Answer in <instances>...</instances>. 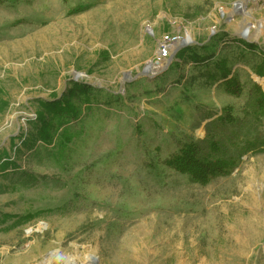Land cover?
I'll use <instances>...</instances> for the list:
<instances>
[{
    "label": "rangeland",
    "instance_id": "obj_1",
    "mask_svg": "<svg viewBox=\"0 0 264 264\" xmlns=\"http://www.w3.org/2000/svg\"><path fill=\"white\" fill-rule=\"evenodd\" d=\"M195 47L216 58L174 64ZM223 58L239 96L207 77ZM263 61L264 0H0V264H264ZM72 83L90 107L60 129L43 105ZM211 141L229 173L166 166Z\"/></svg>",
    "mask_w": 264,
    "mask_h": 264
},
{
    "label": "trees",
    "instance_id": "obj_2",
    "mask_svg": "<svg viewBox=\"0 0 264 264\" xmlns=\"http://www.w3.org/2000/svg\"><path fill=\"white\" fill-rule=\"evenodd\" d=\"M236 42H239L248 51L258 50V47L255 44L246 43L245 41L239 39L236 40ZM198 48H204L203 50L207 49L206 47H195L187 51H181L174 64L180 66L181 62H188L191 60L192 63L200 67L207 66L211 60L216 58L215 53L210 56L199 55L197 52ZM214 68L216 69L215 72L210 70L207 73V77L210 81L214 83L221 80L223 81V86L227 94L232 96L241 95L243 88L239 80L232 75V68L228 67V60L223 58L220 61H217L214 64ZM256 74L264 76V61L256 69ZM72 85L73 87L71 88L70 96L63 98L65 100L47 102L43 105L46 113L51 117V119L54 117L57 118L60 129L63 128L64 125L69 124L71 120L77 119L81 115L83 112L82 104L85 103L87 107H90L88 103V92L90 91L89 86L79 83H72ZM254 92L256 94V109L259 114L264 115V91L258 85H255ZM71 96L75 97L74 103L70 101ZM41 118L40 119L42 121L44 118ZM227 121H233L230 112L227 116ZM59 127H57L54 131V128L52 127V120L45 121L41 131L43 140H51L53 138V133H51V131L53 130L54 134H56L58 133ZM63 137L62 141L69 142L72 136L67 133ZM219 152L220 148L218 143L211 141L210 154L212 153L213 155L209 157H199L198 146L195 144H186L178 153L172 155L168 160H166L165 164L177 173L189 175L195 181L206 184L217 176L229 173L234 167V161H226L220 157L214 158V155H217Z\"/></svg>",
    "mask_w": 264,
    "mask_h": 264
},
{
    "label": "bare ground",
    "instance_id": "obj_3",
    "mask_svg": "<svg viewBox=\"0 0 264 264\" xmlns=\"http://www.w3.org/2000/svg\"><path fill=\"white\" fill-rule=\"evenodd\" d=\"M230 12H228L227 14L229 15ZM249 21L250 19L246 17L245 23L243 24V26L239 29L240 33L245 34L247 38L249 39H258L260 32L259 30L261 28H256V30L253 32L252 28L249 26ZM188 36L190 37V35L188 34Z\"/></svg>",
    "mask_w": 264,
    "mask_h": 264
},
{
    "label": "built area",
    "instance_id": "obj_4",
    "mask_svg": "<svg viewBox=\"0 0 264 264\" xmlns=\"http://www.w3.org/2000/svg\"><path fill=\"white\" fill-rule=\"evenodd\" d=\"M166 40H169V39L166 38ZM161 55H162L163 58L168 57L167 46H166V47L163 46V49H162V51H161Z\"/></svg>",
    "mask_w": 264,
    "mask_h": 264
},
{
    "label": "water",
    "instance_id": "obj_5",
    "mask_svg": "<svg viewBox=\"0 0 264 264\" xmlns=\"http://www.w3.org/2000/svg\"><path fill=\"white\" fill-rule=\"evenodd\" d=\"M147 72H145V74H146Z\"/></svg>",
    "mask_w": 264,
    "mask_h": 264
}]
</instances>
